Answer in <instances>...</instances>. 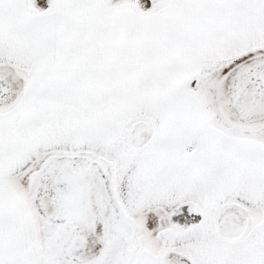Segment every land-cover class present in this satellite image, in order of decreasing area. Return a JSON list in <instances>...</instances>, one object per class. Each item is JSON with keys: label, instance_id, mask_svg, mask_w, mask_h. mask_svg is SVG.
<instances>
[{"label": "snow or ice", "instance_id": "obj_1", "mask_svg": "<svg viewBox=\"0 0 264 264\" xmlns=\"http://www.w3.org/2000/svg\"><path fill=\"white\" fill-rule=\"evenodd\" d=\"M0 264H264V0H0Z\"/></svg>", "mask_w": 264, "mask_h": 264}]
</instances>
